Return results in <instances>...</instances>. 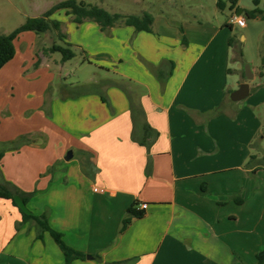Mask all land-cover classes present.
<instances>
[{"label": "crops", "instance_id": "obj_1", "mask_svg": "<svg viewBox=\"0 0 264 264\" xmlns=\"http://www.w3.org/2000/svg\"><path fill=\"white\" fill-rule=\"evenodd\" d=\"M195 1L194 15L167 0V10L143 8L151 32L71 15L61 32L72 59L27 31L0 69V183L33 194L21 207L84 253L71 264H255L264 248V123L257 104L230 98L245 82L226 26L243 16L242 0L224 10ZM132 102L143 111L136 135L145 123L158 133L149 150L133 138ZM132 206L144 215L121 233ZM0 264L66 261L49 232L0 198Z\"/></svg>", "mask_w": 264, "mask_h": 264}, {"label": "trees", "instance_id": "obj_2", "mask_svg": "<svg viewBox=\"0 0 264 264\" xmlns=\"http://www.w3.org/2000/svg\"><path fill=\"white\" fill-rule=\"evenodd\" d=\"M231 3V8L233 9L237 0H218L217 6L220 10L226 8V2ZM256 5H259V0H255ZM66 10V13L74 16V22L77 24L83 23L85 20H93L98 23L102 30H106L109 27H113L117 24H125L127 26L133 27L136 31H146L151 32L152 26L154 23V15L151 12L145 11L141 14H122V13H111L108 10L97 6L88 4L85 2H78L77 0H66L58 3L53 6L41 16L27 18L24 24L15 29L9 34H0V69L4 67L10 60L15 56V40L18 36L27 31H32L37 34H43L46 32H52L55 35L56 39L63 41L64 44L56 42V39L51 42L52 44L44 50L45 53L58 52L62 56V61H68L75 56L74 51L72 50V45L64 41L65 35L61 32V23L58 20L52 19V15L57 10ZM246 15L251 18H260L264 20V10L260 9L258 6L251 10H243ZM226 26L233 28L232 24H227ZM234 37L230 38V46L232 47L235 54V61L241 60L243 54L241 50L236 49ZM262 62L264 63V55H262ZM244 76V72L242 71ZM253 91V89H251ZM140 112L143 114L141 109H137V106L132 102V113L134 121V131L133 138L138 141L141 145H144L149 150L155 141L158 133L153 130L147 123L141 129V136L136 135L135 123H136V114ZM2 154H0L1 159ZM253 159L255 156L252 157ZM32 193H25L19 190L12 191L8 186L0 183V198L11 200L15 206H18L22 216L23 221L33 220L35 221L39 228L40 234L43 232H49L54 238L55 242L58 244L62 250L66 264H71L73 260L84 259L85 255L82 252H79L70 246H68L64 239L63 235L55 230H53L47 220L45 215L35 216L29 213H26L21 206L26 205ZM18 199L21 204H19ZM144 213L140 210H137L134 206L130 207L127 211L125 218L122 221V226L120 232H124L132 223L135 218H141ZM255 264H264V248L256 254V263Z\"/></svg>", "mask_w": 264, "mask_h": 264}, {"label": "rangeland", "instance_id": "obj_3", "mask_svg": "<svg viewBox=\"0 0 264 264\" xmlns=\"http://www.w3.org/2000/svg\"><path fill=\"white\" fill-rule=\"evenodd\" d=\"M66 0H0V34H9L15 29L25 23L27 18L41 16L44 12ZM78 2H85L92 5L100 6L109 12L125 13V14H141L143 8L150 10H161L168 7L167 3L160 0H77ZM171 5L183 4L184 12L190 15L198 14L200 9L199 3L195 0H167ZM209 3V0H205ZM260 4L256 5L255 0H242L240 9L251 10L258 6L264 10V0H260ZM171 7V6H170ZM207 12H210L207 9ZM264 14V13H263ZM69 16L66 10H57L52 19L58 20L63 25H67ZM225 17L224 15H222ZM243 16L246 19L247 26L244 28L233 24V28H228L232 32L231 37L235 39V47L242 51L241 60L234 61L232 66L238 65L241 72L247 63L254 67L256 77L250 81V86L253 89L252 93L243 100L244 103L257 104L258 113L262 116L264 123V63L262 62V55H264V20L260 18L251 19L245 12ZM231 29V30H230ZM35 33V32H34ZM39 35L37 40L41 44L51 45L55 40V35L52 32H46ZM242 36L245 39H242ZM57 43L64 44L63 41L56 39ZM57 57L60 53H55ZM236 62V63H235ZM73 63V62H72ZM66 78L69 83H77L79 79L83 78L81 70H77L74 64H68ZM253 70V69H252ZM261 73L263 75H261ZM233 76V74L231 75ZM237 87V86H236ZM238 88V87H237ZM79 91L78 88L75 89ZM263 102V103H262ZM263 149V150H262ZM255 152L259 155L260 160L264 162V126L262 134L256 140Z\"/></svg>", "mask_w": 264, "mask_h": 264}, {"label": "water", "instance_id": "obj_4", "mask_svg": "<svg viewBox=\"0 0 264 264\" xmlns=\"http://www.w3.org/2000/svg\"><path fill=\"white\" fill-rule=\"evenodd\" d=\"M241 13H242V9H239V14ZM243 71H244L245 82L241 83L239 85V88L233 91L230 95L231 100L234 102L243 101L251 94V86L249 82L254 79L252 65L250 63H247ZM71 156L72 153L70 152L68 158H70Z\"/></svg>", "mask_w": 264, "mask_h": 264}, {"label": "built area", "instance_id": "obj_5", "mask_svg": "<svg viewBox=\"0 0 264 264\" xmlns=\"http://www.w3.org/2000/svg\"><path fill=\"white\" fill-rule=\"evenodd\" d=\"M230 23L231 24H236V25H238L241 28H244L247 25V22H246L245 17L244 16H240V15H236V14H234L231 17ZM95 191H97V192H105V189H103V188H101V189L96 188ZM110 193L111 194H114V191H111ZM147 206H148L147 204H141V205H139V208L140 209H146Z\"/></svg>", "mask_w": 264, "mask_h": 264}, {"label": "clouds", "instance_id": "obj_6", "mask_svg": "<svg viewBox=\"0 0 264 264\" xmlns=\"http://www.w3.org/2000/svg\"><path fill=\"white\" fill-rule=\"evenodd\" d=\"M234 81H235V78L229 77L228 83L231 84V85H233L234 87H236L237 85L235 84ZM77 264H79V262H77Z\"/></svg>", "mask_w": 264, "mask_h": 264}]
</instances>
